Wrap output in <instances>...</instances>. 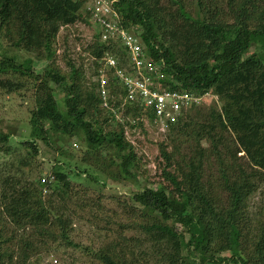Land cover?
Segmentation results:
<instances>
[{"label":"trees","instance_id":"trees-1","mask_svg":"<svg viewBox=\"0 0 264 264\" xmlns=\"http://www.w3.org/2000/svg\"><path fill=\"white\" fill-rule=\"evenodd\" d=\"M105 1L113 12L94 18L95 0H0L2 53L34 57H0V93L33 99L26 136L0 130L10 157L0 164V264H29L56 243L96 264H264V0ZM75 25L92 37L78 60L65 37L61 68L58 35ZM120 31L137 39L159 91L193 98L161 140L148 137L153 107L105 65L134 71ZM205 97L219 108L204 110ZM127 134L157 145L154 174ZM79 222L92 246L71 240Z\"/></svg>","mask_w":264,"mask_h":264},{"label":"rangeland","instance_id":"rangeland-1","mask_svg":"<svg viewBox=\"0 0 264 264\" xmlns=\"http://www.w3.org/2000/svg\"><path fill=\"white\" fill-rule=\"evenodd\" d=\"M92 1H90L88 4L85 5V7H90ZM92 29H88L84 25H75L71 26L68 35L64 36V31H61L58 35V42H57V51H56V62L59 64L61 68L64 67V63L61 60L62 52H63V44L65 43L64 38L66 37V43L69 48H71V51L73 52V57L78 60L79 56L82 55V51L84 48H86L88 41L91 40L92 37ZM7 45L4 41V39L0 38V57L2 55H7L10 57H17L19 60L25 59V58H31L34 59L32 53L25 54L24 52H17L13 49H8V51L2 53V49H7ZM80 53V55L78 54ZM85 57V56H83ZM87 59H83L85 70L87 65L89 64V61ZM87 61V62H86ZM46 61L39 62L37 65V69L41 71L42 67L45 66ZM56 98L58 100H61L62 96L60 94H57ZM203 99V98H202ZM197 99V102H200L199 106H202L205 110L208 106L219 108L220 104L216 101H213L211 97L207 98L205 97L204 100ZM201 100V101H200ZM61 102V101H59ZM33 107V99L29 94H26L24 97H19L17 95H3L0 93V130H6L8 126H14L15 129V136L16 139L23 134L26 136L29 133V125H28V119H29V111ZM62 111V108H61ZM105 111L102 110V113ZM115 124V123H114ZM111 127H114L112 125ZM128 132V131H127ZM148 137L151 140H161L162 134H163V127L160 125H156L155 128H148ZM128 139L131 140L132 144L135 145L139 149V154L146 157L147 160L146 164V170H149L150 175L154 174L156 171V165L153 163V159L158 154L157 145L152 144L151 142H148L145 137H131L129 134L126 135ZM183 140H180L178 143L182 142ZM72 144L74 143L75 149H79V142L78 140L71 141ZM70 142V143H71ZM186 144L182 143V150L185 148ZM202 147L209 148V144L207 141L201 142ZM41 146V145H40ZM74 148V147H73ZM171 147H169L170 149ZM44 150V148H42ZM77 156L80 155V153H76ZM76 156V157H77ZM47 157L52 160V155H47ZM42 158V157H41ZM40 160L44 161L47 158H42ZM10 157L7 155L0 154V164L2 162H5L6 160H9ZM45 166H47L45 164ZM214 167V166H213ZM213 170L216 169L214 168ZM92 190V189H91ZM90 191V190H89ZM120 197H125L123 194L124 191H120ZM264 193V192H263ZM90 194L94 195L91 191ZM259 196L255 195L256 201ZM264 197V195H263ZM255 201V202H256ZM95 237L90 230L83 226L82 223H76L74 224V230L71 233V240L77 243L82 244L83 246H92L93 243H96ZM100 247V246H99ZM53 252L49 255H40L36 259H32V261L29 264H96L89 261L88 257L83 253L81 254V250L79 249H73L71 247H68L65 243H56L53 245ZM227 255V254H226ZM225 264V263H224ZM231 264V263H230Z\"/></svg>","mask_w":264,"mask_h":264},{"label":"built area","instance_id":"built-area-1","mask_svg":"<svg viewBox=\"0 0 264 264\" xmlns=\"http://www.w3.org/2000/svg\"><path fill=\"white\" fill-rule=\"evenodd\" d=\"M92 11L94 18L101 14L110 16L113 12L105 0H95ZM97 21L104 27L105 33L102 36L103 39H108L115 35L116 28L110 25L109 22L101 18H98ZM119 34L127 48L129 61L133 65L134 71L130 75L124 74L115 68V61L112 59H107L105 65L113 67L115 70L114 75L126 83L130 99H133L134 95L138 94L143 98L144 106L153 107L157 117V125L163 126L166 122H176L182 109L187 107L193 101V98L187 93L159 91L160 89H158L156 83H153L150 79L154 66L150 60L141 58V47L135 36L123 31H120ZM98 79L100 80L101 99L102 101H106L105 87L107 81L102 75ZM105 107L106 104L103 102L102 108Z\"/></svg>","mask_w":264,"mask_h":264},{"label":"clouds","instance_id":"clouds-1","mask_svg":"<svg viewBox=\"0 0 264 264\" xmlns=\"http://www.w3.org/2000/svg\"><path fill=\"white\" fill-rule=\"evenodd\" d=\"M164 124H165V123H164ZM163 126H164V125H163ZM163 126H162V127H163Z\"/></svg>","mask_w":264,"mask_h":264}]
</instances>
